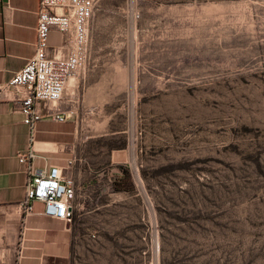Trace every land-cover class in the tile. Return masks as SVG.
Masks as SVG:
<instances>
[{
  "label": "rangeland",
  "instance_id": "374dc122",
  "mask_svg": "<svg viewBox=\"0 0 264 264\" xmlns=\"http://www.w3.org/2000/svg\"><path fill=\"white\" fill-rule=\"evenodd\" d=\"M96 6L94 113L123 132L97 143L123 157L76 204L69 264H264V0Z\"/></svg>",
  "mask_w": 264,
  "mask_h": 264
},
{
  "label": "crops",
  "instance_id": "0c3cea01",
  "mask_svg": "<svg viewBox=\"0 0 264 264\" xmlns=\"http://www.w3.org/2000/svg\"><path fill=\"white\" fill-rule=\"evenodd\" d=\"M39 5L40 0H0V87L34 54ZM61 44V35L53 30L48 37V53ZM105 73L87 68L68 82L60 102L38 105L42 117L34 131L23 124L13 94L0 102V264H69L73 248L87 236L81 217L69 222L46 218L40 214V204L22 225L18 205L29 175L18 155L30 151L48 158L47 165L60 167L62 174L72 179L74 204L90 202L92 191L103 179L99 169L109 161L114 170L123 157L118 150L106 152L107 147L97 143L123 133L109 130L111 118L99 121L94 113L103 108L99 103L104 93L99 90L102 81L93 77H107ZM51 116L63 117L64 121H54ZM47 165L40 159L33 162L35 169Z\"/></svg>",
  "mask_w": 264,
  "mask_h": 264
},
{
  "label": "built area",
  "instance_id": "2783aa9c",
  "mask_svg": "<svg viewBox=\"0 0 264 264\" xmlns=\"http://www.w3.org/2000/svg\"><path fill=\"white\" fill-rule=\"evenodd\" d=\"M96 2L40 0L34 54L20 72L0 87V102L7 101L13 94L23 124L32 131L42 117L37 106L60 102L68 82L87 69L90 24ZM133 17L138 18V15L133 14ZM53 30L61 35L62 44L48 53V37ZM51 118L64 121L63 117ZM38 159L46 165L49 160L30 151L18 155L19 163L26 167L29 175L24 198L18 205L22 225L35 213L36 204L42 206L40 214L46 218L71 221L76 211L72 179L65 177L56 165L35 169L33 162Z\"/></svg>",
  "mask_w": 264,
  "mask_h": 264
},
{
  "label": "trees",
  "instance_id": "16d2710c",
  "mask_svg": "<svg viewBox=\"0 0 264 264\" xmlns=\"http://www.w3.org/2000/svg\"><path fill=\"white\" fill-rule=\"evenodd\" d=\"M122 175L119 179V183H115L114 182V189L117 191H125L128 190L127 186L128 184H126V181L129 180L130 177V173L126 170V169H121ZM122 181V182H121ZM127 185V186H126Z\"/></svg>",
  "mask_w": 264,
  "mask_h": 264
}]
</instances>
